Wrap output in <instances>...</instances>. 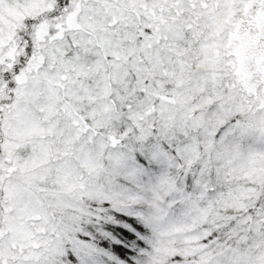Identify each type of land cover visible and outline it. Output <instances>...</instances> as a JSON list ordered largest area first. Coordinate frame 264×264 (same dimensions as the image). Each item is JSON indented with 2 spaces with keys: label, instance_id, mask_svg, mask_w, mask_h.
Here are the masks:
<instances>
[{
  "label": "snow or ice",
  "instance_id": "obj_1",
  "mask_svg": "<svg viewBox=\"0 0 264 264\" xmlns=\"http://www.w3.org/2000/svg\"><path fill=\"white\" fill-rule=\"evenodd\" d=\"M0 264H264V0H0Z\"/></svg>",
  "mask_w": 264,
  "mask_h": 264
}]
</instances>
